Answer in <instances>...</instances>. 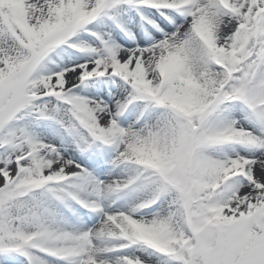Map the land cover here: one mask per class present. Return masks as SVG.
<instances>
[{
  "label": "snow or ice",
  "instance_id": "6c2138e0",
  "mask_svg": "<svg viewBox=\"0 0 264 264\" xmlns=\"http://www.w3.org/2000/svg\"><path fill=\"white\" fill-rule=\"evenodd\" d=\"M0 264H264V0H0Z\"/></svg>",
  "mask_w": 264,
  "mask_h": 264
}]
</instances>
